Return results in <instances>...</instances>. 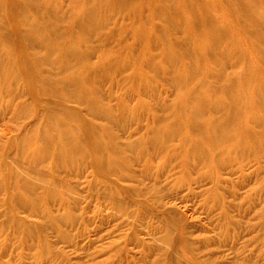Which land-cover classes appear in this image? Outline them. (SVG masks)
Wrapping results in <instances>:
<instances>
[{
  "label": "bare ground",
  "instance_id": "obj_1",
  "mask_svg": "<svg viewBox=\"0 0 264 264\" xmlns=\"http://www.w3.org/2000/svg\"><path fill=\"white\" fill-rule=\"evenodd\" d=\"M133 4L137 9L126 17ZM117 10L125 12L123 23L108 30ZM231 66L239 74H229ZM97 74L108 77L110 88L139 85L142 95L156 94L152 82L159 78L185 97L181 106L173 99L140 103L156 124L144 141L105 103ZM0 101V125L17 132L4 165L10 188L4 199L12 211L40 219L37 229L55 233L57 243H71L72 234L59 228L88 223L98 203L135 231V220H150L146 234L154 238L126 235L125 244L138 253L131 259L112 240L95 264H259L242 256L251 246L264 256V0H0ZM178 107L189 113L186 123L179 113L177 121L159 114ZM123 110L132 112L129 105ZM125 134L134 137L124 142ZM147 156L157 163L142 171L156 176L152 186L125 187L112 178L137 182L133 167ZM23 158L29 170L19 166ZM169 173L173 189L197 187L193 195L209 218L205 227L174 204L148 198L155 190L174 199L161 184ZM246 181L248 193L239 195ZM235 210L243 211L239 218L251 217L244 228ZM12 211L0 213L6 220L0 231L11 224L35 237L37 252L54 255L35 225Z\"/></svg>",
  "mask_w": 264,
  "mask_h": 264
},
{
  "label": "rangeland",
  "instance_id": "obj_2",
  "mask_svg": "<svg viewBox=\"0 0 264 264\" xmlns=\"http://www.w3.org/2000/svg\"><path fill=\"white\" fill-rule=\"evenodd\" d=\"M137 9V6L133 4L130 6L129 10H127L125 15V12L123 13L122 10H117L114 14L111 15L110 25L108 26V30H112L119 27V24L123 23V16L125 15L128 17L131 14V11H135ZM122 33V32H120ZM137 49L136 47H134ZM108 50H101V56L105 57L107 56ZM129 52V51H128ZM138 56L142 55V52L137 51ZM136 55V54H133ZM129 55H127L128 57ZM101 57V58H103ZM98 57L94 59V61H97ZM229 74H233L236 76L239 74V72L231 66L230 68L227 69ZM147 74L151 75V72L148 71ZM96 83H99L100 86L102 87L103 92L105 93L104 97L105 98V103H109V105L114 106L113 109L116 110V113L118 111V115L120 117V122H124L126 131H140L142 133L141 137H144V141L147 139L149 141V137L152 136V131H155V126L156 124L153 123L152 120V115L151 112H147L145 108H143L144 104L145 106L152 107L157 104V101L163 102L165 101H173L177 104V106H181V101L184 99V91H176L173 87H170L166 85L165 82H163L161 79H153L152 85L156 88L157 92L156 94L153 95H142L140 91H142L141 86H129L125 87L123 90L120 88V86H114L113 88H110V85H108L107 80L108 77L104 74H97L95 76ZM110 93V94H109ZM212 93L206 91L205 95H210ZM219 97H223L220 92L217 93ZM109 95H112L113 100L115 101H110L108 102ZM212 96H215L212 94ZM118 99V100H117ZM119 101V104L117 105L116 103ZM140 103L143 104V106L140 105ZM162 104V103H161ZM125 105H129L130 108L132 109V112L127 116V112L123 110V107ZM4 110V103L0 101V114L3 113ZM134 111V112H133ZM181 111V112H179ZM121 113V114H120ZM176 113H179V116L182 115L181 121H185L187 119L186 116H188V112H185V110H180L179 107L176 108L174 111L171 110H164L160 111L159 114L162 116L169 117L171 121H177L175 119L178 117ZM230 114H233V111L228 112ZM226 117V114L223 116ZM228 117V115H227ZM180 118V117H179ZM183 123H186V122ZM11 127V128H10ZM7 127V126H2L0 125V200H3L5 197L8 195L9 187L7 184V181L4 179L5 173L8 172L9 167H7L6 170H4V165L8 163L7 156L11 153L13 150H15V147L12 146L11 148V142L12 139L17 136V132L12 130V126ZM115 130V129H114ZM117 132V135H121L120 131L115 130V133ZM146 132V134H145ZM131 133V132H130ZM136 133V132H135ZM151 133V135H150ZM133 134V133H132ZM134 135V134H133ZM133 135L125 134L120 140L122 141H127V138H132L134 137ZM138 138V137H136ZM173 144H176L177 141L172 142ZM172 144V145H173ZM11 148V150H9ZM134 154L133 156L138 157L139 155L136 152H132ZM29 162L26 159H22L19 162V166L23 167L24 169L29 170L30 165L28 164ZM154 163L157 164L156 162H153L151 157H143L141 161L138 162L136 166L133 167L134 170H137L139 177L137 182H126L123 180H120L116 177H112L115 181H117L118 185L120 186H137L141 188L149 187L154 184L156 181V176L152 175L149 177L148 175L143 176V169L145 166L148 164ZM247 163V162H246ZM9 164V163H8ZM11 165V164H10ZM11 167V166H10ZM249 167L244 166L242 169L247 170ZM155 170V169H154ZM250 169H248L249 171ZM156 171V170H155ZM54 172V171H53ZM156 173V172H155ZM173 173V172H171ZM171 173L167 174L165 177L162 178V185H165L167 188L168 192H171V196L174 199H171V197L162 198L163 194H160L159 192L153 190L151 195H149L148 198L151 197H156L159 199H162V201L168 203V206L170 205H175L180 211H184L186 213V216L189 218L190 222H195L198 225H202L201 227H205L204 225L209 223V218L208 215H206L204 207L200 203V201L197 200V198L194 197L193 194H195L196 186H190V189L188 187H182L180 189H173L172 186V179H168L166 181V178L171 175ZM54 178L62 180V173H57L54 172ZM142 175V176H141ZM238 176H235L234 178H238L235 181H240V175L237 174ZM194 177V176H192ZM88 179H92V177H88ZM234 181V182H235ZM249 181H246L243 183V188L237 189V192L239 195H247L248 190H249ZM100 184V183H97ZM83 189L87 188L86 183L82 186ZM191 193V194H190ZM123 199L126 198V196L122 195L121 196ZM230 199V198H229ZM3 202L2 207H0V213H3L5 211H12V207L10 206L9 202H7L6 199ZM126 200V199H125ZM171 200V201H170ZM233 201V199H230V201ZM173 201V203H172ZM181 201H186L185 203H181ZM253 203V200H251ZM84 204V203H83ZM183 205H186V210L182 207ZM49 206V205H48ZM85 207V205H82V207ZM52 208H55L54 204L51 206ZM50 207V208H51ZM94 210H96L95 214L92 212H89L87 216H90L88 223L82 224L81 222L78 223L75 226H69V227H64L61 226L59 229L62 230H67L71 237V243L67 244H62V243H57V239L55 238V233L49 231L48 233L41 231L42 229L39 228L37 229L38 226L42 223L40 219L38 218H28L26 214L20 213V212H15V216L19 220H22V223L25 225L27 224H32L35 225L36 227V235L40 236L39 238H45L50 245L51 249L55 254L53 255L51 251H49L46 255H42V253L37 252L36 250L38 249V241H34L35 237L31 238V236H28V233H25L24 230H21L18 232H15L13 228L10 226H6V228L3 231H0V264H50V261L54 258L59 259L61 262L64 261L63 264H67L69 262L70 264H95L100 261H103L104 256H101L100 249H104L105 245H107L110 241L116 240L117 243L120 242L122 244V250L124 249L125 255H127L130 259L131 256H134V254H138L137 250L134 248L135 246L131 244H125L126 242V235L129 234H134L136 235L137 238L144 239L145 241L152 242L154 236L149 235L146 233H150V224L151 221L148 220L147 222L144 220L141 223H138L137 220H135L136 224L135 225V230L130 228V224H122L123 220L122 218H117V217H112L113 211L107 207H104L102 205H98V203H95ZM203 208V209H202ZM246 208V207H244ZM243 207L240 210L244 209ZM248 208V207H247ZM189 209V211H188ZM199 213V214H198ZM242 215H244L243 211H241ZM240 213L238 211L232 212V215L235 216L236 219H238L240 216ZM95 215V216H94ZM248 217V215H246ZM246 217L239 218V222L241 223L242 227L244 228L251 217L249 216L248 219ZM102 218V219H101ZM93 219V221H92ZM117 219V220H115ZM252 220V219H251ZM250 220V221H251ZM104 221V222H103ZM6 222V220L2 217L0 219V223ZM103 222V223H102ZM138 223V224H137ZM103 224V225H102ZM119 227H118V226ZM241 228V226H240ZM138 231V232H137ZM256 231V230H255ZM238 232V229L237 231ZM198 229H194V234H199ZM245 234V233H244ZM214 235V234H213ZM232 236L233 234L230 233ZM230 236V237H231ZM119 237H122L118 239ZM149 238V240H148ZM151 238V240H150ZM97 239V240H96ZM91 241H94V247L90 246ZM55 244V245H54ZM54 245V247L52 246ZM80 245V246H79ZM31 247L35 249H31ZM104 247V248H103ZM134 248V249H133ZM132 249V250H131ZM227 249V247H226ZM253 247H249L244 251L242 256H246L249 258H252V260L258 261L259 264H264V256L260 255L259 253L255 252L252 250ZM131 250V251H128ZM65 252V253H64ZM248 255V256H247ZM254 256V258L252 257ZM53 257V258H52ZM153 258V257H152ZM260 260V261H259ZM189 261V259H187Z\"/></svg>",
  "mask_w": 264,
  "mask_h": 264
}]
</instances>
